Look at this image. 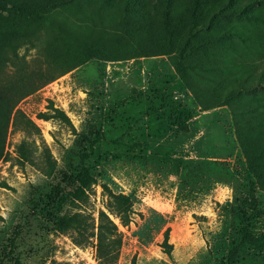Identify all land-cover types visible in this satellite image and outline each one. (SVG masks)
<instances>
[{
	"label": "rangeland",
	"instance_id": "rangeland-1",
	"mask_svg": "<svg viewBox=\"0 0 264 264\" xmlns=\"http://www.w3.org/2000/svg\"><path fill=\"white\" fill-rule=\"evenodd\" d=\"M106 1L0 0L27 17L0 15V264H264L263 246L232 250L231 209L248 198L228 108L197 105L175 52H159L177 39L124 35L122 2ZM237 99L239 112L264 111V90ZM82 163L93 180L84 193L56 219L37 216ZM256 203L250 234L262 241L264 195Z\"/></svg>",
	"mask_w": 264,
	"mask_h": 264
},
{
	"label": "trees",
	"instance_id": "trees-1",
	"mask_svg": "<svg viewBox=\"0 0 264 264\" xmlns=\"http://www.w3.org/2000/svg\"><path fill=\"white\" fill-rule=\"evenodd\" d=\"M60 1L67 0H46ZM119 1L123 7L114 25L125 27L124 35L129 33L140 37L144 33L147 37L162 33L169 41L177 39L178 45L168 43L167 48L159 52H175V73L192 93L197 105L202 109L222 105L228 108L234 139L240 155L245 159L248 198L246 209H239L237 202L231 209L240 226V241L232 250L241 246L264 247V240L250 234L249 223L251 216L261 214V206L256 202L264 195V111H257L254 116L249 114L254 109L239 112L234 104L240 95L264 90V0H187L185 3V0H155L156 5L162 8L157 16L149 10L131 11L129 0H111V3L114 5ZM107 3L103 0L104 6ZM179 4L183 12L179 10ZM38 6H41L39 0H33L31 7L37 9ZM1 13L11 14L16 19H27L21 4L7 8L0 2ZM173 21L175 25H172ZM155 22L158 25L156 30ZM217 46H221L222 50H217ZM94 55V59L104 60L102 54L94 52ZM253 62H257L259 68H255L256 63ZM162 99L165 105V98ZM101 138L102 135L96 134L93 141L89 140L90 151ZM88 156L82 153L81 161ZM92 181L89 169L82 163L73 174L62 177L59 184L42 197L41 203L35 205L34 211L39 217L56 219L63 205L70 199L79 198ZM228 260L231 258L228 257Z\"/></svg>",
	"mask_w": 264,
	"mask_h": 264
}]
</instances>
